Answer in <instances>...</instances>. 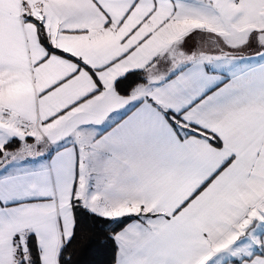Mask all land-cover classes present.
<instances>
[{
	"label": "snow or ice",
	"instance_id": "snow-or-ice-1",
	"mask_svg": "<svg viewBox=\"0 0 264 264\" xmlns=\"http://www.w3.org/2000/svg\"><path fill=\"white\" fill-rule=\"evenodd\" d=\"M77 241L264 264V0H0V264Z\"/></svg>",
	"mask_w": 264,
	"mask_h": 264
},
{
	"label": "trees",
	"instance_id": "trees-1",
	"mask_svg": "<svg viewBox=\"0 0 264 264\" xmlns=\"http://www.w3.org/2000/svg\"><path fill=\"white\" fill-rule=\"evenodd\" d=\"M83 226L93 235L95 239L100 235L102 224L92 220L84 219ZM76 253L74 259L77 264H109L111 260V250L102 247L98 243H82L77 241L71 250Z\"/></svg>",
	"mask_w": 264,
	"mask_h": 264
}]
</instances>
